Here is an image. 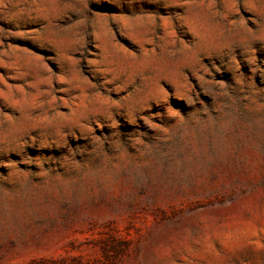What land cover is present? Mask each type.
<instances>
[{
  "label": "rangeland",
  "instance_id": "obj_1",
  "mask_svg": "<svg viewBox=\"0 0 264 264\" xmlns=\"http://www.w3.org/2000/svg\"><path fill=\"white\" fill-rule=\"evenodd\" d=\"M0 264H264V0H0Z\"/></svg>",
  "mask_w": 264,
  "mask_h": 264
}]
</instances>
